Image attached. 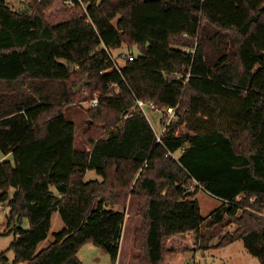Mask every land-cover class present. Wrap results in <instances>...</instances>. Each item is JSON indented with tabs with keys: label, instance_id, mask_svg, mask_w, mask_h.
<instances>
[{
	"label": "trees",
	"instance_id": "obj_1",
	"mask_svg": "<svg viewBox=\"0 0 264 264\" xmlns=\"http://www.w3.org/2000/svg\"><path fill=\"white\" fill-rule=\"evenodd\" d=\"M83 1L0 0V150L12 156L0 160V210L16 234L0 264H82L85 243L115 263L132 196L137 264H162L178 252L171 237L226 217L237 226L216 246L242 239L264 264V0ZM123 45L134 57L119 71L104 46ZM95 94L89 148H76L65 108ZM136 98L178 105L160 141L128 112ZM91 169L101 179L85 180ZM200 189L221 201L207 220ZM55 210L65 226L37 250Z\"/></svg>",
	"mask_w": 264,
	"mask_h": 264
},
{
	"label": "rangeland",
	"instance_id": "obj_2",
	"mask_svg": "<svg viewBox=\"0 0 264 264\" xmlns=\"http://www.w3.org/2000/svg\"><path fill=\"white\" fill-rule=\"evenodd\" d=\"M24 0H6L12 8H18L22 6ZM58 17V16H56ZM125 50L127 53L132 54L130 49L123 45L120 49L113 50V55L117 64L122 67L124 60L118 57V53L121 50ZM133 53H137L135 47H133ZM84 86V85H83ZM82 88V87H81ZM89 107L87 101H78L68 105L65 108V115L68 119L72 120L77 127V135L74 140V146L76 148H84L89 144L83 138V131L86 127L85 120L87 118L86 109ZM150 123L156 132L161 131L160 114L152 112L148 114ZM184 131V128H181ZM176 155L178 153H175ZM6 158L12 161V156L9 154L4 156L0 150V158ZM0 159V160H2ZM85 180L101 179V176L95 170H87L84 176ZM55 191L54 188H52ZM14 193V189H10V196ZM195 198L200 207L201 216L207 220L210 212L221 204L220 199L213 196L204 189L197 191ZM117 208V206H116ZM137 199L133 196L129 198L127 207L125 208V218L123 229L125 230V238L127 233L132 228L135 229L141 224V218L137 215ZM264 213V211L260 212ZM29 224L26 219L21 223V227L28 228ZM65 226L59 212L53 211L51 214V227L45 239H43L37 250L46 247L54 240V233L60 231ZM236 224L232 222V219L226 217L222 223H219L213 227H206L205 224L201 226V229L197 233L188 232L182 235H175L171 237L167 244L174 245L177 250L175 253L167 254L164 257L162 264H261L259 259L252 255L244 246L242 239H236L231 243L222 246H216L222 236L227 233H231L235 230ZM134 234V232H133ZM16 234L11 227L8 226L7 216L4 210H0V252H5L11 261L14 257L13 250L10 245L15 241ZM171 247V246H170ZM132 256L135 257L136 251L133 249L132 244ZM77 256L82 264H115L113 263L110 254L105 249L98 247L92 243H85L80 247L77 252ZM121 264H129L126 262L124 253ZM178 257V258H177ZM175 258V260H174ZM135 259V258H134ZM132 260V259H131ZM136 264L137 261L135 260ZM132 264V263H131Z\"/></svg>",
	"mask_w": 264,
	"mask_h": 264
},
{
	"label": "built area",
	"instance_id": "obj_3",
	"mask_svg": "<svg viewBox=\"0 0 264 264\" xmlns=\"http://www.w3.org/2000/svg\"><path fill=\"white\" fill-rule=\"evenodd\" d=\"M64 3L67 7H73L77 4H79L84 10H86L87 2H84L83 0H64ZM120 49V48H119ZM104 50L107 52L108 56L113 62V66L120 71V66L117 64L115 57L113 55V50L109 49L104 46ZM121 59L125 60H132L134 55L127 53L125 50H121L118 55ZM100 96L98 94H95L91 99L87 100V103L89 107L95 106L98 103ZM178 105L175 106H163L158 107L152 100H144L142 98H136L135 103L128 109V112H131L132 110H138L141 113H143L146 118L150 121V118L148 116L149 113L156 112L160 114V124H161V131L156 132L157 141H160L161 134L166 129L168 124L176 118V111H177ZM1 209L4 210L5 214H8L10 207L5 204L1 207Z\"/></svg>",
	"mask_w": 264,
	"mask_h": 264
},
{
	"label": "crops",
	"instance_id": "obj_4",
	"mask_svg": "<svg viewBox=\"0 0 264 264\" xmlns=\"http://www.w3.org/2000/svg\"><path fill=\"white\" fill-rule=\"evenodd\" d=\"M86 148H89V146H86ZM3 157H1L0 159H2ZM133 232H134V229L132 228L131 232L129 231L127 233V236L125 238V230L123 229L122 230V234H121V239H120V246H119V252H118V257H117V260L115 262V264H121V262H124L122 261L123 257V253H124V256L126 259V262L129 263V264H136L135 262V259H134V256H132V244H133ZM179 252H177L178 254ZM178 258V257H177ZM132 259V260H131ZM175 260V258H174Z\"/></svg>",
	"mask_w": 264,
	"mask_h": 264
},
{
	"label": "water",
	"instance_id": "obj_5",
	"mask_svg": "<svg viewBox=\"0 0 264 264\" xmlns=\"http://www.w3.org/2000/svg\"><path fill=\"white\" fill-rule=\"evenodd\" d=\"M148 44V43H147ZM87 82V78H85L83 81H81L76 87H75V91H79L80 88Z\"/></svg>",
	"mask_w": 264,
	"mask_h": 264
}]
</instances>
